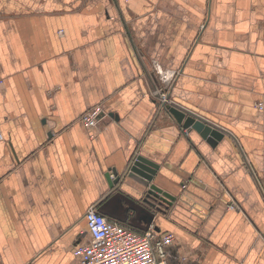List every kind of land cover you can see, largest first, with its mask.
<instances>
[{"label": "crops", "instance_id": "1", "mask_svg": "<svg viewBox=\"0 0 264 264\" xmlns=\"http://www.w3.org/2000/svg\"><path fill=\"white\" fill-rule=\"evenodd\" d=\"M171 102L235 138L183 127ZM260 103L264 0H0V264H82L92 206L172 232L169 264H264ZM140 154L174 196L151 223L126 210L147 187L107 178Z\"/></svg>", "mask_w": 264, "mask_h": 264}, {"label": "built area", "instance_id": "2", "mask_svg": "<svg viewBox=\"0 0 264 264\" xmlns=\"http://www.w3.org/2000/svg\"><path fill=\"white\" fill-rule=\"evenodd\" d=\"M160 97L164 103L169 101V93L162 92ZM107 115L104 105L97 104L85 111L82 119L95 128ZM86 220L90 238L74 249L82 264H169L168 246L175 239L172 232L159 234L154 228L136 230L108 218L95 206L86 211ZM180 264H186V259L182 257Z\"/></svg>", "mask_w": 264, "mask_h": 264}, {"label": "water", "instance_id": "3", "mask_svg": "<svg viewBox=\"0 0 264 264\" xmlns=\"http://www.w3.org/2000/svg\"><path fill=\"white\" fill-rule=\"evenodd\" d=\"M169 107L170 113L183 127L196 129L208 141L216 142L225 134H229L235 138L228 129L178 103L171 102V106ZM112 170L114 173L113 177L111 173L107 174L111 187L121 184L127 178H134L147 187V191L142 199L143 203L136 202V204L126 209L127 212L131 209L134 210L135 215L132 218L138 217L141 219L143 217L147 223H151L158 214L166 213L173 204L174 196L164 191L156 183L159 176L158 164L154 163L151 159L141 154L136 155L127 169L122 172H118L116 169Z\"/></svg>", "mask_w": 264, "mask_h": 264}]
</instances>
